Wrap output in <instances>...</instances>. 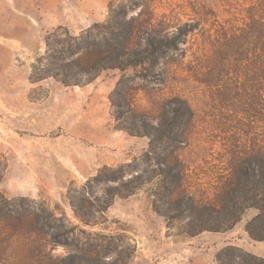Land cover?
Returning <instances> with one entry per match:
<instances>
[{"label":"rangeland","instance_id":"1","mask_svg":"<svg viewBox=\"0 0 264 264\" xmlns=\"http://www.w3.org/2000/svg\"><path fill=\"white\" fill-rule=\"evenodd\" d=\"M117 24L177 46L99 71ZM263 169L264 0H0V264H264Z\"/></svg>","mask_w":264,"mask_h":264},{"label":"trees","instance_id":"2","mask_svg":"<svg viewBox=\"0 0 264 264\" xmlns=\"http://www.w3.org/2000/svg\"><path fill=\"white\" fill-rule=\"evenodd\" d=\"M118 32L116 34H106L109 36H104L105 40V50H99V63L97 65L99 71L106 70V69H120L124 70L129 67H138L144 66L149 61L155 62L158 60L159 56L164 55L165 52L167 53L171 49H175L177 46L176 37L169 40L167 38V34H163V32L155 30L154 28L145 30L142 34L138 33L139 31L136 30L134 26L126 27V29H122V25L117 24ZM50 46V43H48ZM54 58V55L51 54ZM262 57V56H261ZM77 72L74 74L69 68L67 69L66 66H60L59 68H54L56 75L62 76V81L64 84L69 83V79L74 81H81V76L83 73H89L83 70L84 68L77 65L75 66ZM93 67V70L96 69ZM70 70V71H69ZM70 72V74H69ZM263 90L261 89V92ZM175 105L172 114L174 117L183 116L184 113L182 112V108L178 106V104L174 103ZM115 106L119 107L118 104H114ZM184 109H187V105L182 103ZM117 120H121V115L116 113ZM167 125V124H166ZM123 127V126H122ZM141 125L136 126L133 124V128L127 129L129 132L139 134L141 132ZM170 126H167L162 131V136L168 139L170 135ZM142 131H145L142 129ZM159 131V130H155ZM145 133V132H144ZM151 136V134H147ZM162 137V138H163ZM162 138L160 140H162ZM156 141L151 138V142ZM167 165V164H166ZM161 174L164 178H175L174 181L171 183H176L177 187L179 185V181L181 182L182 171L178 169L177 166L173 167V165H167L166 169L162 170ZM261 177L264 178V169L261 170ZM165 190H171V186L165 188ZM167 197H171L172 193H165ZM191 211H195L194 208L191 207ZM166 211L163 213L165 214ZM201 231L208 229L206 226H200L199 228Z\"/></svg>","mask_w":264,"mask_h":264}]
</instances>
